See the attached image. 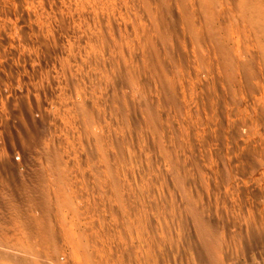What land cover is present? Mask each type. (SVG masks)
Here are the masks:
<instances>
[{
  "label": "rangeland",
  "instance_id": "374dc122",
  "mask_svg": "<svg viewBox=\"0 0 264 264\" xmlns=\"http://www.w3.org/2000/svg\"><path fill=\"white\" fill-rule=\"evenodd\" d=\"M196 220L219 264H264V36L241 0H0L8 243L210 264Z\"/></svg>",
  "mask_w": 264,
  "mask_h": 264
},
{
  "label": "bare ground",
  "instance_id": "6f19581e",
  "mask_svg": "<svg viewBox=\"0 0 264 264\" xmlns=\"http://www.w3.org/2000/svg\"><path fill=\"white\" fill-rule=\"evenodd\" d=\"M241 2L243 4V17L249 22H251L253 27L261 35L264 36V0H241ZM196 223H197L196 229L206 244V254L205 255L210 259V264H219V257L217 253L216 243H214L211 237H209L203 224H201L199 220H196ZM45 226H43L40 222L38 225L35 226L33 230V233L37 234L39 238L42 239V244H44L43 240L46 241L44 237L48 234L47 230L44 228ZM46 227H48V225ZM37 235H36V240L38 239ZM32 236H34V234ZM50 240H47V241L49 242ZM30 241L31 239H28L26 243ZM16 245L17 244H15V247H13L8 243V240L6 236L4 235V232L1 227L0 228V264H35L34 263L35 255L30 254L31 251L33 252V248L31 250H30V247L28 249H22L21 246L17 248ZM35 253H38V252H35Z\"/></svg>",
  "mask_w": 264,
  "mask_h": 264
},
{
  "label": "built area",
  "instance_id": "2783aa9c",
  "mask_svg": "<svg viewBox=\"0 0 264 264\" xmlns=\"http://www.w3.org/2000/svg\"><path fill=\"white\" fill-rule=\"evenodd\" d=\"M14 162H15L16 164H19V163L22 162L21 157H20L18 154H15V155H14Z\"/></svg>",
  "mask_w": 264,
  "mask_h": 264
}]
</instances>
